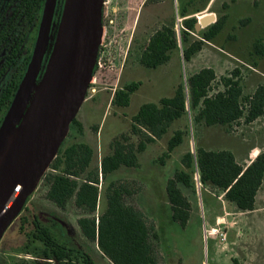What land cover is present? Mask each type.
<instances>
[{"label": "rangeland", "instance_id": "1", "mask_svg": "<svg viewBox=\"0 0 264 264\" xmlns=\"http://www.w3.org/2000/svg\"><path fill=\"white\" fill-rule=\"evenodd\" d=\"M105 1L102 7L103 35L98 52L100 65L90 82L95 92L92 94L87 90L76 115L82 124V131L69 128L64 139V145L74 142L90 144L95 150L92 167L99 166L101 157L110 151V142L114 137L130 132L131 116L141 104L171 96L179 82L184 84L189 74L203 66L213 67L218 76L239 68L245 93L253 92L259 84L264 83V48L262 53H258L254 45L261 43L264 47V0H208L205 9L194 15L197 19L207 13H214L216 19L226 15L220 33L211 42H206L191 61H183L179 49L172 52L168 63L155 69L139 63L141 46L155 28L173 19L175 29L180 33L183 19L180 10L187 0ZM149 5H154L157 18L144 27L145 20L136 22V17L140 8L145 9ZM200 6L201 1L189 9ZM199 31L192 32V37H199ZM131 81H141V85L131 94L129 106L121 108L112 105L114 90ZM186 117L172 123L162 138L147 145L138 155L137 168L121 167L98 184L96 213L101 214L106 208L107 185L111 181L125 183L133 192L131 196H126V202L145 214L148 225L158 236L153 240L156 264H233L231 257L234 253L229 244L237 229H232L224 242L208 225L224 207L228 208L223 196L208 189L202 191L196 182L195 194L186 190L191 201V214L187 225L181 228L169 219L165 184L176 169L183 167V154L189 149L193 152L197 144L207 148H230L239 161L253 158L254 155L249 152L251 145L258 142L264 147V115L252 124L239 126L235 132H227L221 126H195L188 114ZM186 125L188 133L183 142L165 159L164 164L159 163L157 159L165 152L168 138L174 130L185 129ZM131 139L133 142L139 140L138 136ZM45 190L46 186L40 180L28 199V209L59 213L75 230L76 239L85 245L87 243L86 249L94 248L96 264H111L100 252L96 241L87 242L81 234L77 225V219L83 215L81 210L70 202L63 212H59L46 199ZM14 226L5 231L4 240L15 238ZM237 228L246 227L238 225ZM243 234L241 238L248 241L250 235Z\"/></svg>", "mask_w": 264, "mask_h": 264}, {"label": "trees", "instance_id": "2", "mask_svg": "<svg viewBox=\"0 0 264 264\" xmlns=\"http://www.w3.org/2000/svg\"><path fill=\"white\" fill-rule=\"evenodd\" d=\"M17 1L19 5H28L40 17L44 0ZM199 1L202 6L189 9ZM207 3L208 0L185 2L180 10L183 17L180 33L175 29L174 19L155 28L141 46L139 63L146 68H158L168 63L172 52L179 49L183 61H191L206 42H211L220 33L226 18V15L217 18L199 31V37L193 38L198 20L194 14L205 9ZM254 45L258 53L263 52L261 43ZM140 85L141 81H131L119 86L113 92L111 104L128 107L131 94ZM187 114L195 126H221L227 132H235L239 126L264 115V83L253 92L245 93L239 68L218 76L213 67L203 66L189 74L184 84L179 82L171 96L141 104L131 116L130 132L111 140L110 151L101 157L99 166L92 167L95 150L90 144L74 142L64 145L63 141L42 176L45 197L61 208L71 202L81 210L83 215L78 218L81 231L96 241L100 252L111 264H156L153 240L158 236L148 225L145 214L126 202V196L133 192L125 183L111 181L107 185L106 208L97 215L98 184L121 167L137 168L138 155L147 145L162 138L172 123L187 118ZM70 128L81 132L82 124L75 117ZM187 129L186 125L185 129L173 131L165 152L157 159L159 163L164 164L183 142ZM132 136H138L139 140L133 142ZM181 163L183 167L176 169L165 184L169 219L181 228L187 225L191 214V201L186 190L195 194L196 182L202 191L208 189L221 194L226 202L240 210L255 208L256 194L264 178V151L247 164L239 161L230 149L197 144L193 152L189 149L183 154Z\"/></svg>", "mask_w": 264, "mask_h": 264}, {"label": "water", "instance_id": "3", "mask_svg": "<svg viewBox=\"0 0 264 264\" xmlns=\"http://www.w3.org/2000/svg\"><path fill=\"white\" fill-rule=\"evenodd\" d=\"M57 0H44L33 52L0 122V239L55 158L91 82L103 35L104 0H63L41 75ZM216 20L200 16L199 31Z\"/></svg>", "mask_w": 264, "mask_h": 264}, {"label": "flooded vegetation", "instance_id": "4", "mask_svg": "<svg viewBox=\"0 0 264 264\" xmlns=\"http://www.w3.org/2000/svg\"><path fill=\"white\" fill-rule=\"evenodd\" d=\"M62 5L63 0L56 1L52 30L39 75L52 47ZM42 11L38 18L28 5H19L17 0H0V122L29 64ZM28 199L9 226L15 225V238L4 240V232L0 239V264H96L94 248L86 249L87 243L76 239L75 230L59 213L28 209ZM53 204L59 212L64 211L65 208ZM81 234L87 242L94 241L82 231Z\"/></svg>", "mask_w": 264, "mask_h": 264}, {"label": "crops", "instance_id": "5", "mask_svg": "<svg viewBox=\"0 0 264 264\" xmlns=\"http://www.w3.org/2000/svg\"><path fill=\"white\" fill-rule=\"evenodd\" d=\"M155 14H156V11H155L154 5H149L145 7V9L140 8L137 13L136 22L138 21L141 22L142 20H145L146 23H144V27H146L148 23H153L154 20L157 18ZM255 121H253L252 123H254ZM252 123H249V124H252ZM227 149H230V148H227ZM232 151L234 152V150ZM261 151H264V147L258 142L253 143L249 150V152L252 153L254 157L258 155ZM253 158H251L250 160L246 159L245 162L249 164V162ZM263 197H264V178H263L260 188L257 191L256 200H255V208L253 210H250V211L240 210L236 208L233 204H230L224 200L228 208L224 207L223 211L216 214L214 218L211 219L210 223L208 224L209 227L212 229L218 228L222 232H225V240H223L224 242L228 240V235L230 231L234 228L237 229L235 234L232 236V242L229 244L232 247L231 249L234 253L231 257L233 264H264V202H263ZM238 225L240 227L241 225L245 226L246 228L238 229L237 228ZM247 232L248 233L251 232V233L248 234ZM243 233L250 235L248 238V241H244L245 239L241 238L244 235ZM212 238H215V237H212ZM224 247H227V246L225 245Z\"/></svg>", "mask_w": 264, "mask_h": 264}, {"label": "built area", "instance_id": "6", "mask_svg": "<svg viewBox=\"0 0 264 264\" xmlns=\"http://www.w3.org/2000/svg\"><path fill=\"white\" fill-rule=\"evenodd\" d=\"M103 4H106V1H103ZM100 65V60L99 57H97V61H96V66L98 67ZM91 85L89 84V87L87 90H89L90 92H92V94H94L95 92V88L94 87H90ZM213 231L216 234H219V236L221 237V240H225V232H222L220 229L218 228H214Z\"/></svg>", "mask_w": 264, "mask_h": 264}]
</instances>
